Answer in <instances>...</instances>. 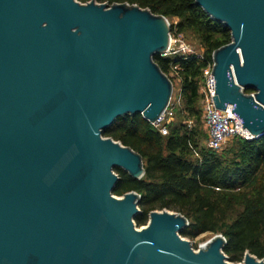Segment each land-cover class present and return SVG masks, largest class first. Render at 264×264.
I'll list each match as a JSON object with an SVG mask.
<instances>
[{"label": "water", "instance_id": "1", "mask_svg": "<svg viewBox=\"0 0 264 264\" xmlns=\"http://www.w3.org/2000/svg\"><path fill=\"white\" fill-rule=\"evenodd\" d=\"M231 32L213 52L217 108L264 135V0H196ZM169 19L128 2L0 0V264H264L228 260L222 233L195 249L180 212L117 196L120 167L145 175L143 156L103 131L142 114L154 123L173 81L154 59ZM253 90L247 92L246 90Z\"/></svg>", "mask_w": 264, "mask_h": 264}, {"label": "trees", "instance_id": "2", "mask_svg": "<svg viewBox=\"0 0 264 264\" xmlns=\"http://www.w3.org/2000/svg\"><path fill=\"white\" fill-rule=\"evenodd\" d=\"M96 1L128 2L169 20L177 17V25L170 22L172 34L192 31L209 61L216 49L231 42L230 29L212 19L196 0ZM154 59L172 81L175 78L170 67L179 64L183 102L166 135L140 113L121 116L103 131L104 136L143 156L145 175L140 179L115 168L120 180L114 193L124 195L134 190L141 195V213L135 217L139 227L148 223L152 210L174 209L189 220L182 236L222 233L227 239L224 252L230 261H243L246 251L263 259L264 135L250 140L235 137L221 152L210 149L199 93L205 63L195 56L182 59L156 54ZM188 119L193 121L191 127Z\"/></svg>", "mask_w": 264, "mask_h": 264}, {"label": "built area", "instance_id": "3", "mask_svg": "<svg viewBox=\"0 0 264 264\" xmlns=\"http://www.w3.org/2000/svg\"><path fill=\"white\" fill-rule=\"evenodd\" d=\"M180 56L182 59L189 57H197L198 61L204 62L203 82L199 87L202 106V122L207 133V146L217 152H221L229 141L235 137L244 139H252L250 132L243 128V122L232 111L233 105L227 104L226 109H219L214 102L215 92L211 89L209 80L213 76V59L209 61L203 52H197L190 44H187L182 38L171 35V42L166 52L162 56ZM171 74L175 79L181 83V76L179 74L180 66L178 63H173L170 67ZM214 77V76H213ZM183 95L180 88L178 97L173 101L171 99L165 112L152 123L158 130L166 135L169 133V125L176 119L177 109L182 105ZM193 121L187 120L189 127L192 126Z\"/></svg>", "mask_w": 264, "mask_h": 264}, {"label": "rangeland", "instance_id": "4", "mask_svg": "<svg viewBox=\"0 0 264 264\" xmlns=\"http://www.w3.org/2000/svg\"><path fill=\"white\" fill-rule=\"evenodd\" d=\"M169 21L173 22L174 25H177V23L179 22V19L176 17V18L170 19ZM172 35L174 37L182 38V40H184V42H186L187 44H190L197 52L205 53V48L200 46L199 40L195 37V35L192 31L180 32L178 34L173 33ZM173 85H174L173 86V94H172L171 99L174 101L180 93L181 83L179 82L178 79H174ZM206 145H207V140H206ZM117 196H121V195H117ZM156 210H160V209H156ZM167 210L172 211V212H178L174 209H167ZM140 227H142V226H140ZM213 235L214 234H212L211 232H205V233H202V234H200L194 238H190L187 236H184V237L186 239L191 240L195 249H198L200 246L204 245ZM228 260H229V258H228ZM230 262H233V261H230ZM233 263H239V262H233Z\"/></svg>", "mask_w": 264, "mask_h": 264}]
</instances>
